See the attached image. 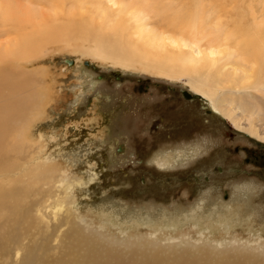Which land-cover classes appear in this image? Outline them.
Wrapping results in <instances>:
<instances>
[{
  "label": "rangeland",
  "instance_id": "1",
  "mask_svg": "<svg viewBox=\"0 0 264 264\" xmlns=\"http://www.w3.org/2000/svg\"><path fill=\"white\" fill-rule=\"evenodd\" d=\"M254 1L264 16V0ZM42 2L0 0L49 16ZM250 12L208 30L239 39L253 31ZM12 24L0 20V72L13 73V88L0 93L15 91L28 112L10 120L15 170L0 174L3 188L21 191L0 196V264H264V84L224 85L217 111L192 89V75L96 55L103 35L93 32L50 38L25 59L5 57L17 37ZM135 24L181 29L152 12ZM229 41L239 73L252 62L244 44Z\"/></svg>",
  "mask_w": 264,
  "mask_h": 264
},
{
  "label": "bare ground",
  "instance_id": "2",
  "mask_svg": "<svg viewBox=\"0 0 264 264\" xmlns=\"http://www.w3.org/2000/svg\"><path fill=\"white\" fill-rule=\"evenodd\" d=\"M46 1L45 4L42 2V5L50 10L48 13L51 14H48L49 16L41 14L40 17L35 15L37 12L34 7L17 9L16 4L9 6L0 3V20L12 22L14 33L17 35L12 46L5 48L7 50L5 57L17 55L19 59H25L41 53L43 45L50 41V38L51 40L66 38L65 35L69 36L78 32L80 35L83 34V37H89L93 32L96 36L103 35L95 40L93 51L96 55L114 57L130 64L139 61L145 64L146 68L158 70V73L170 77L192 75L191 79L194 81L192 89L196 88L204 93L210 106L217 111L213 99L218 98V92L221 93L224 90V85L245 88L250 87L249 85H252L255 79L257 84H264V23L262 22L264 16L253 11L254 0H179V2L128 0L125 5L118 7L114 4L110 5L108 0L106 2L105 0ZM213 11L220 12L216 13V18L208 13ZM248 11H251L249 16L252 21V25L248 28L253 31L243 32L241 28L242 34L239 39L235 34L228 38L224 29L221 30L222 36H219L216 31L208 30L207 26L210 25L214 28L221 26L222 19L227 14L241 19ZM146 12L160 16L168 26L181 28L179 31L173 29L179 35L158 31L161 30L159 28L155 30L137 26L135 20ZM41 13L44 12L41 11ZM233 25L239 24L235 22ZM230 38L234 42H239L238 46L245 45L252 62L250 67L239 73L231 70L233 64L229 62V59L236 58L239 51L237 48L230 47ZM204 39L207 42L205 41V46L203 44L201 47ZM196 45L198 48H195ZM186 47L188 50L185 49ZM3 71L0 72V86L8 84L13 88L10 80L13 73L10 71L4 75ZM16 90L20 91V87L17 86ZM197 97L199 95L194 94L193 98ZM27 112L26 101L16 100L15 91L0 93V174L15 170V167L13 168L15 162L8 158L10 151L8 146L14 145V143L10 144V137L12 133L15 134L10 120L20 114L24 116ZM225 113L229 117L232 115L228 109H225ZM249 132L257 134L255 127H251ZM14 140L19 142L18 146L14 147L18 149L21 141L18 133L17 140L16 138ZM0 187L3 188L2 185ZM16 187L3 188V190L0 188V196L3 194V197L8 200L20 196L21 191ZM200 264L215 263L203 260ZM220 264L243 263L222 262Z\"/></svg>",
  "mask_w": 264,
  "mask_h": 264
},
{
  "label": "water",
  "instance_id": "3",
  "mask_svg": "<svg viewBox=\"0 0 264 264\" xmlns=\"http://www.w3.org/2000/svg\"><path fill=\"white\" fill-rule=\"evenodd\" d=\"M69 62H72V60H68ZM185 94H186V92H185ZM187 95V94H186ZM188 96V95H187Z\"/></svg>",
  "mask_w": 264,
  "mask_h": 264
}]
</instances>
